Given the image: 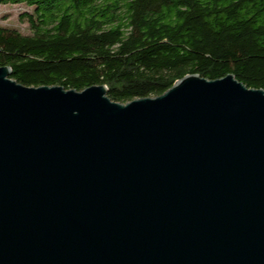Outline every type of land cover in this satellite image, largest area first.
Segmentation results:
<instances>
[{"label": "water", "instance_id": "1", "mask_svg": "<svg viewBox=\"0 0 264 264\" xmlns=\"http://www.w3.org/2000/svg\"><path fill=\"white\" fill-rule=\"evenodd\" d=\"M0 264H264V89L121 103L0 66Z\"/></svg>", "mask_w": 264, "mask_h": 264}, {"label": "trees", "instance_id": "2", "mask_svg": "<svg viewBox=\"0 0 264 264\" xmlns=\"http://www.w3.org/2000/svg\"><path fill=\"white\" fill-rule=\"evenodd\" d=\"M27 32L0 25V66L26 86L104 84L126 103L186 74H233L264 89V0H0Z\"/></svg>", "mask_w": 264, "mask_h": 264}, {"label": "rangeland", "instance_id": "3", "mask_svg": "<svg viewBox=\"0 0 264 264\" xmlns=\"http://www.w3.org/2000/svg\"><path fill=\"white\" fill-rule=\"evenodd\" d=\"M25 7L20 4H1L0 5V25L13 27L21 32H27V22L21 19V12Z\"/></svg>", "mask_w": 264, "mask_h": 264}]
</instances>
